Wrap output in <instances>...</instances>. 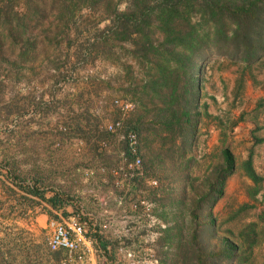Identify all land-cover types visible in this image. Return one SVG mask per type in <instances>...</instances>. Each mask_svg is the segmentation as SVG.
Listing matches in <instances>:
<instances>
[{
  "label": "rangeland",
  "instance_id": "obj_1",
  "mask_svg": "<svg viewBox=\"0 0 264 264\" xmlns=\"http://www.w3.org/2000/svg\"><path fill=\"white\" fill-rule=\"evenodd\" d=\"M112 1L120 9L127 3ZM104 3L88 9L75 0H0V232L16 234L22 229L24 237L32 233L36 243L52 252L47 240L54 226L28 228L47 207L18 181L46 195L66 194L71 218L86 219L88 213L108 209L116 215L142 198L155 208L151 197L160 186L173 188L174 195L184 187L187 206L192 183L200 184L227 146L235 171L213 208L214 236L201 237L208 249L218 247L224 237L235 243L232 264H264V142L252 144L253 134L264 137V58L247 68L208 56L202 65L201 103L207 104L210 116L201 115L192 148L180 159L174 147V160L166 159L155 173L143 171L130 178L124 175L126 143L106 127L121 120L123 127L131 128L139 96L133 87L144 74L129 44L111 39L105 46L100 41ZM115 100L130 101L133 107L122 111ZM145 137L155 151L161 147L157 138L143 131L141 159L148 153ZM248 157L261 177L254 195L255 184L243 168ZM182 159H189L184 170ZM181 175L187 180L180 181ZM58 214L53 209L49 216ZM128 246L148 257V245ZM151 248L156 264H182L171 255L161 261L166 247L158 242ZM47 250L45 264H110L106 255L94 262L80 252L64 250L55 260ZM214 261L225 264L224 257ZM117 264L126 260L118 258Z\"/></svg>",
  "mask_w": 264,
  "mask_h": 264
},
{
  "label": "trees",
  "instance_id": "obj_2",
  "mask_svg": "<svg viewBox=\"0 0 264 264\" xmlns=\"http://www.w3.org/2000/svg\"><path fill=\"white\" fill-rule=\"evenodd\" d=\"M102 1L106 11L100 19L104 20L100 41L105 46L111 39L129 44V53L143 69L142 82L133 87L139 96L134 100L136 116L131 128L139 138L145 131L160 141L161 147L155 151L145 137L148 153L142 156L143 171L155 173L166 159L174 160V147L180 159L186 156L194 144L201 115L210 116L207 104L201 103L205 59L218 55L249 68L264 58V0H126L124 9L112 0H75L88 9ZM220 157L199 185L192 183L187 206L184 187L175 190L177 195L171 187L160 186L154 191L151 198L157 206L153 212L165 223L158 239L160 247H166L160 253L161 261L171 255L175 263L179 259L182 264H215L218 257H224L225 264L233 263L235 243L224 237L218 247L208 249L201 237L204 233L214 236L213 208L224 195L227 178L235 171L229 147H222ZM188 163L189 159H182L180 167L184 170ZM243 168L255 184L251 193L254 195L259 192L261 177L250 157L243 162ZM187 178L179 176L182 182ZM18 182L25 192L50 205L48 214L57 209L71 219L66 194L53 191L46 195L37 186ZM23 232L2 231L0 264L48 261L43 255L45 249L24 237ZM46 253L58 259L59 250Z\"/></svg>",
  "mask_w": 264,
  "mask_h": 264
},
{
  "label": "built area",
  "instance_id": "obj_3",
  "mask_svg": "<svg viewBox=\"0 0 264 264\" xmlns=\"http://www.w3.org/2000/svg\"><path fill=\"white\" fill-rule=\"evenodd\" d=\"M122 111H129L133 103L127 100H115ZM107 130L116 133L127 146V156L124 158L127 172L124 174L130 178L143 175L142 159L140 157V144L137 133L132 128L123 127L121 120L114 121L107 125ZM156 184V180L151 181ZM131 207L141 211L140 214L147 218L145 225L147 238L144 244L148 245V257H141L133 250L125 252L126 264H156L157 259L152 253V245L162 234L161 230L165 223L154 214V203L147 199H140L132 203ZM88 221L81 218H71L64 222H58L54 225L53 230L48 237L47 246L49 250H64L68 253L80 252L81 257L85 255V248L89 239L87 236ZM110 264H112L110 262Z\"/></svg>",
  "mask_w": 264,
  "mask_h": 264
},
{
  "label": "crops",
  "instance_id": "obj_4",
  "mask_svg": "<svg viewBox=\"0 0 264 264\" xmlns=\"http://www.w3.org/2000/svg\"><path fill=\"white\" fill-rule=\"evenodd\" d=\"M253 140L252 144H257L264 142V137H257L253 134ZM43 205L47 209L35 217L37 223L31 222L29 223L30 226L27 225L29 226V231L32 230L31 227H53L55 223L68 220L60 214L57 217L49 216L47 211L50 210V205L44 202ZM140 212L131 206H124L120 209V213H116V215L111 209L95 212L94 214L88 213L86 220L88 221L87 236L89 243H87L85 248V255L94 262L99 255H106L112 264H117L118 258L126 260L125 252L130 250L128 244L143 243L147 238V230L145 229L147 218L141 215ZM1 237L2 233L0 232V250L2 249ZM29 238L31 241H35L32 233L29 234ZM101 242L104 244L103 246ZM45 249L47 250L46 247Z\"/></svg>",
  "mask_w": 264,
  "mask_h": 264
}]
</instances>
